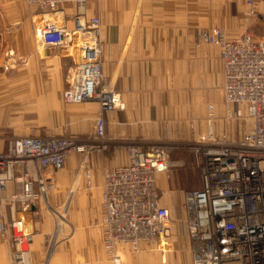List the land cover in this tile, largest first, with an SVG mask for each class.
<instances>
[{
    "label": "built area",
    "instance_id": "obj_1",
    "mask_svg": "<svg viewBox=\"0 0 264 264\" xmlns=\"http://www.w3.org/2000/svg\"><path fill=\"white\" fill-rule=\"evenodd\" d=\"M24 1L36 6L43 17L60 12L66 19L64 6L78 7L68 16L72 26L64 19L59 23L43 18L36 35L46 48H75L80 53L64 98L69 103L98 102L101 114L93 135L104 140L103 114L122 104L104 77L100 17L86 15L88 0ZM259 2L264 0H246L250 15ZM196 43L220 48L224 118L237 127L232 136L219 135L210 108L207 127L191 142L131 145L128 163L106 169L101 221L105 246L117 264L121 251L165 244L173 217L162 203L159 175L182 169L185 179H190L191 168L198 171L200 186L183 190L185 216L180 222L192 241L193 264H264V37L247 32L229 38L219 28H202ZM90 143L69 136L19 135L0 150V217L5 203L20 215L12 216L8 225L17 246L24 247L30 238L21 215L36 213L38 202L48 200V193L57 187L56 175L68 158L84 152ZM80 168L91 187L85 162ZM8 236L6 229H0V238Z\"/></svg>",
    "mask_w": 264,
    "mask_h": 264
},
{
    "label": "rangeland",
    "instance_id": "obj_2",
    "mask_svg": "<svg viewBox=\"0 0 264 264\" xmlns=\"http://www.w3.org/2000/svg\"><path fill=\"white\" fill-rule=\"evenodd\" d=\"M223 6L219 9L218 4L213 5L212 11H209L208 27L199 29L219 28L229 38H237L229 35L236 21L232 17L235 10L231 12L226 4ZM236 10L240 16V26L246 21L255 23V29H263L264 33V3L257 5L255 13L250 15L245 1L239 0ZM40 13L36 6L24 0H0V150L6 148L11 137L19 135L69 136L79 142L91 143L84 152L75 153L68 158L65 168L56 175L57 187L50 193L49 200H40L36 213L21 215L26 220V231L29 232L31 226L33 229L29 232L30 238L25 246H17L11 236L13 230L8 226L10 219L12 216L18 219L20 215L13 212L8 203L1 210L4 217H0V229H6L10 236L1 237L0 240H7L10 244L8 264H25L30 257L32 264H117L104 242V229L98 208L101 187L97 190L94 188L92 193L91 190H82L85 183L87 186L88 183L80 166L85 162L86 170L91 172V182L98 181L100 185L104 181L106 169L120 164L119 151H127L131 145L144 142L177 143L150 139L145 134L140 138H125L120 139L121 141L114 139L108 132L104 140L94 138L95 120L100 115L98 105L92 102L69 103L64 96L62 99L61 91H56L57 82L61 83V80L53 68L54 64L48 62L47 65H40L39 59L31 56L43 57L47 50L57 52L60 49L42 46L36 31L43 18L62 23V13L55 12L44 17ZM65 75L63 83L66 90L69 86L66 82L70 79ZM207 119L205 115L189 122L192 129L191 141L207 127ZM225 123V118L218 116L212 123L215 132L219 124ZM171 170L173 179L184 178V184L179 183V188L185 190L200 186L196 169H189L190 179H185L182 169ZM183 195V192H177L163 198L164 204H171L174 210L173 232L165 240H191L185 230L186 226L180 222V218L185 216ZM39 207L47 214L46 225L49 224L46 229L42 226L44 213ZM141 249L121 251L122 261L119 264H124L123 261L125 264H134L135 258H142ZM161 249L167 250V244H163ZM59 254L63 256H57Z\"/></svg>",
    "mask_w": 264,
    "mask_h": 264
},
{
    "label": "crops",
    "instance_id": "obj_3",
    "mask_svg": "<svg viewBox=\"0 0 264 264\" xmlns=\"http://www.w3.org/2000/svg\"><path fill=\"white\" fill-rule=\"evenodd\" d=\"M238 3L239 0H88L86 15L99 16L102 22L100 38L104 77L114 86L122 104L103 114L105 129L110 136L125 140L145 134L150 139L179 145L191 142L189 122L193 118L209 116L210 108H213L214 116L225 117L227 109L220 48L211 44L198 46L196 42L199 28L208 27L209 11L215 4L219 5V9L226 4L231 12L235 10L232 17L236 21L229 31L230 37L242 36L249 30L256 38L264 37L263 29H255V23L246 21L240 26L236 10ZM64 7L67 15L63 19L68 26H72L68 16L78 7ZM31 56L37 57L40 65L54 64L53 68L61 80V83L57 82L56 91H61L63 99L64 74L70 79L66 84H70L78 62L77 50L65 47L57 52L47 50L43 57ZM88 102L97 104L101 114L98 102L82 103ZM236 127L234 122L219 124L217 133L232 136ZM119 153L120 164L128 163V150ZM172 174L173 170H169L159 175L158 185L163 198L184 190L179 188V183L184 184V178L173 179ZM99 183L93 181L91 187L85 183V188L81 189L91 190L92 193L94 188L101 187L98 208L102 217L104 181ZM52 192L48 193V200ZM164 205L171 213L174 211L171 204ZM41 211L44 213L42 226L46 229L49 224L46 225L47 214L45 210ZM101 226L104 229L102 221ZM165 243L167 250L157 244L143 245L142 258H135L134 264H193L191 240H165ZM9 246L7 240H0V264H8ZM31 261L30 257L25 264H32ZM122 263L125 264V261Z\"/></svg>",
    "mask_w": 264,
    "mask_h": 264
},
{
    "label": "bare ground",
    "instance_id": "obj_4",
    "mask_svg": "<svg viewBox=\"0 0 264 264\" xmlns=\"http://www.w3.org/2000/svg\"><path fill=\"white\" fill-rule=\"evenodd\" d=\"M79 55H80V53H79ZM32 230H33V229H32V226H31V228H30L29 232H30V231H32Z\"/></svg>",
    "mask_w": 264,
    "mask_h": 264
}]
</instances>
